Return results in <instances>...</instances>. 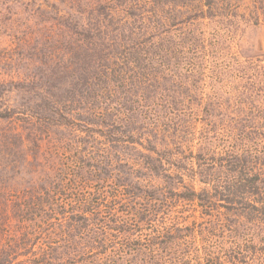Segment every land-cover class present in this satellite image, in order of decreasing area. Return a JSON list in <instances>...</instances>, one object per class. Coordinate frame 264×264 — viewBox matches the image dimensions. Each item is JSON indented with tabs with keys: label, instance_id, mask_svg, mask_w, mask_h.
<instances>
[{
	"label": "rangeland",
	"instance_id": "rangeland-1",
	"mask_svg": "<svg viewBox=\"0 0 264 264\" xmlns=\"http://www.w3.org/2000/svg\"><path fill=\"white\" fill-rule=\"evenodd\" d=\"M78 1L0 0V81L12 83L13 87L20 80L25 84L22 92L11 96L2 93L0 96L3 113L0 117V163L9 157L8 154L14 159L20 154L23 157L38 154L39 161H47L44 175H27V178L22 177L25 182L21 184L0 183V209L7 199L10 202L17 200L12 195H20L22 191L25 194L19 201L29 206L35 202L42 181L45 186L51 185L49 202L53 199L59 209L47 220V228L56 251L54 262L57 263L83 264V256H90L99 258L100 264H118V261L123 264V254L127 253L136 255V260L128 257L130 262L126 258L127 264H264V219L248 204L253 201L251 198H240L238 201L243 203L233 204L230 207L233 210L228 211L226 202L221 200H216L213 208L204 210L195 201H175V197L169 196L184 191L185 187L196 192L203 189L198 178L193 176L198 174V153L204 155L207 163L215 164L227 153L245 150L251 155L247 162L244 160L246 174L258 170L264 177V0H212L210 11L201 10V0H173L175 10L169 9L170 1L155 0L157 17L147 22L135 20L140 31L146 25H157L154 39H160L164 51L155 46L153 57L158 58L161 54L163 64L157 62L160 71L169 72L174 78L173 83L178 85L177 88L174 86L167 105L175 108L179 117H170L162 130L163 136L157 135L154 139L165 170L161 171L157 163L156 171L143 168L136 179L142 189L152 184L171 188L168 192L163 191L161 199L165 202L161 205L164 208H159L154 220L146 222L139 220L143 209L139 204L144 198L140 191L141 197L129 203L124 202L128 193L125 197L114 193L113 182H110L113 187L107 186L106 191L97 193L100 183L95 181L107 169L100 164L102 157L112 159L111 155L115 154L108 153V129L100 124L95 114L98 108L92 110L93 104L89 107L86 101L80 100L84 96L78 94L77 86L56 82L58 89L62 87L61 91H56L49 86L50 83L39 80L30 83L31 78L38 77L36 61L68 57L66 53L72 43L82 41L94 57L88 29L82 28L83 19L79 16L89 12L88 3L93 0L85 5ZM128 2L131 0H116L113 5L119 7ZM131 3H138L133 9L135 14L150 8L143 6L142 0ZM66 38L70 39L67 41ZM149 38L151 36L143 34L136 41L132 40L127 54H133L134 47ZM78 48L75 45L77 55L82 56ZM118 67L117 64L114 66L116 72ZM87 77L94 75L89 73ZM113 87L112 82L108 84V88ZM184 87L188 90L185 91ZM38 88L46 90L42 94ZM29 91L31 95L28 96ZM35 92L39 94L35 95ZM17 133L19 138L11 136ZM164 147L171 160L164 161ZM127 151L125 155H130L131 149ZM255 154L260 155L258 160ZM88 155L91 161H88ZM67 157L76 162L74 171L77 172L71 176H76L75 184L79 187L74 190L65 185L61 187L71 173ZM176 159L187 163L188 171H177L172 165ZM241 161L234 164L241 165ZM80 162L85 165L77 169ZM95 164L99 167L93 170L95 179H92V172L87 169ZM222 165L225 171L221 170L219 175L221 185L226 183L224 172L229 168L224 160ZM140 167L142 165L135 166L136 170ZM192 167L197 169L193 175ZM153 173L158 174L155 179ZM166 174L170 175L169 179H164ZM31 182L37 183L36 186H31ZM82 183H91L96 186V191L81 186ZM2 188L6 189L4 194ZM77 198L86 207L94 209L84 215L89 219L83 227L84 235L92 238L105 233L104 244H83L82 237L76 235L65 241L69 244L63 245L62 241L69 234L61 227L55 231L54 225L58 228L57 221L67 217L65 208H62L64 202ZM111 221L124 224L125 232L119 235L113 230L116 228H112ZM1 230L0 227V253L10 249L15 238L12 232ZM28 243L22 244L18 251L48 255L41 242ZM28 257L32 256L25 259Z\"/></svg>",
	"mask_w": 264,
	"mask_h": 264
},
{
	"label": "trees",
	"instance_id": "trees-1",
	"mask_svg": "<svg viewBox=\"0 0 264 264\" xmlns=\"http://www.w3.org/2000/svg\"><path fill=\"white\" fill-rule=\"evenodd\" d=\"M88 1L89 0H79L78 2L85 5ZM115 1L116 0L89 1V8H87L89 12H84L79 15L81 20L83 19L81 22L82 28L88 29L90 39L92 40L90 41L91 47L95 48H91L94 52V57H92L91 52H88L85 45H82V41L76 42V44L72 43L71 48H69V51L66 53L68 57H60L58 60L51 57L45 59L44 62L36 61L35 70H37L38 77L31 78L30 83L32 84L36 80L43 83H50L51 85L49 86L56 91L62 90V87L58 89L56 82L62 85H67L68 83V85L77 86L78 94L81 93L84 96L83 100H80L86 101L89 107L93 104L92 110L98 108L95 114L99 118L100 124L105 125L107 127L106 129H108L106 133L108 138L107 141H109L108 153L111 155L114 152L115 154L111 155L113 157L112 159L102 157V162H100V164L101 166L104 165V169H107L104 171L103 175L95 181L100 183L97 193L102 192V190L106 191L105 188H107V186L113 187L115 185L116 189L112 190L114 193L116 192L118 196L125 197L126 193L129 194L126 195V200H124V202L127 203L138 200L139 197H141L139 194L143 193V202L141 205L139 204V206H143L139 220L146 222L154 220L158 210H160L159 208H164V206L161 205V203L165 202L164 199H161V197H163V191L168 192L171 188H164V186L159 187V185L154 186L152 184L151 187L145 186V189H142L141 184L138 183L136 179H138V173L143 168L147 171H156L155 165L157 163L161 171L165 170L161 165L163 159L158 155L159 152L154 145V139L157 135L163 136L162 130L166 126V122H169L168 120L171 119L170 117H172V119L174 117H179L176 112L177 110L167 105L169 102L167 100L170 99L169 96L178 85L177 83H173L175 82L173 80L174 78L169 72L160 71L161 67L157 62L161 61V64H163L161 54L158 55V58L153 57L155 46L164 51V48H161L162 44H160V39H154V30H158L157 25H146L142 31H140V27H138L139 24L137 26L135 24V20L147 22L157 17V1L142 0V5L150 8H147V10L143 9L138 14H135L133 11V9L138 7V3H131L137 0H131V2L125 3L119 7L113 5ZM169 1V9L175 10L176 2L172 0L171 3V0H168L166 3H169ZM201 1L203 4V6L200 5L201 10L206 8V11H210L213 4L212 0ZM76 14L78 15V13ZM158 22L157 24H159ZM164 24L165 23H163V25ZM143 34L149 35L151 38L145 42L143 41L142 45L135 46L133 54H127L131 41H136V39L143 36ZM69 39L70 38H66L67 41ZM166 39L167 37L165 35L164 40ZM75 45L79 46L78 50H80L82 56L77 55ZM131 55L133 57H131ZM144 56L146 57L145 60L143 59ZM122 57L128 58L123 59ZM48 61V65L46 64L45 67H43L42 65ZM58 62H60V64H58ZM116 64L119 65L117 72L114 68ZM89 66L91 67L88 71ZM89 73L93 74L94 77H87ZM102 79H106V81ZM23 81L24 80L18 81V83H16L18 85L15 87H13L12 83L7 84V82L3 83L0 81V96L2 93L11 96L13 93L22 92L23 86L25 85ZM111 82L114 84V87L108 88V84ZM100 84L104 86L99 87ZM38 89L42 91L40 92L42 94L44 93L43 91L46 90H43V88ZM184 90L187 91V87H184ZM73 92L76 93V91ZM34 94L37 95L39 93L35 92ZM29 95H31V91H29L28 96ZM54 104L58 103L54 102ZM26 107L29 108L28 106ZM7 112L9 113V111ZM2 114L0 110V117ZM135 128L137 131H134ZM18 134L19 133L11 136L19 138L20 134ZM244 144L245 143H243V146ZM128 149H131V154L125 155L128 154ZM165 151L166 147L163 148L164 161L171 160L167 157ZM259 154H255L257 160L259 159ZM8 155L9 157H6L4 161H2V164L0 163V183L2 181H8L21 184L25 182V179L22 180V177L27 178L26 176H30V174H35L36 176V173L37 175L45 174L44 171L45 167H47V161H39L40 155L36 154L34 156V154H29L30 156L27 155L23 157V155L20 154L17 159L12 158L10 154ZM153 155H155V157H153ZM250 157V153H246L245 150L240 153L230 152L227 153L226 156L219 157L215 164H209L204 160V155L198 153L196 163L199 168L198 174L193 175L197 172V169L192 167L191 175L198 178V181L204 186L203 189L200 192H196L193 189L185 187L184 191L170 193L169 196L175 197V201H195L199 207L205 208L204 210L213 208V205L217 204L216 200H221L226 202L225 204L228 211L233 210L230 209L233 204L243 203V201L242 203L238 201L240 198H251L253 201L248 204L254 209L255 214L257 213L259 217L264 219V177H261L258 170L252 172L251 175L246 174L243 164L244 160L247 162ZM65 159H68V163L71 165V173L61 187L63 188L65 185L64 187L67 189L74 190L79 187V185L75 184L76 176H71L77 172V170L74 171L76 162L71 161L68 157ZM240 159H242L241 165L234 164V162H238ZM176 160H174L172 165H175L177 171H188L187 163L184 164L178 161L179 159ZM223 160L228 163L229 168L228 171L224 172L223 180H225L226 183L221 185L219 181L222 179L219 175L221 174V170L222 172L225 171L222 165ZM88 161H91L89 155ZM112 163L113 165H111ZM84 165L85 162L77 163V169L83 168ZM136 165H142V167H140L141 169L136 170ZM97 167H99V165L95 164L94 167L90 165L89 169H87L90 173L92 172L90 174L92 175V179H95L93 170ZM16 168L17 171H15ZM18 176H21V179ZM157 176V173H153L154 179ZM169 176L170 175L166 174L164 179H169ZM40 179L42 180V177ZM110 182H113L114 185L112 186ZM125 183L126 185L123 186ZM36 184L37 183L33 184V182H31V186H36ZM39 186L35 198L36 200L29 206L25 202L20 203L19 201L22 195L24 197L25 191H22L23 193L20 195H12L17 199L14 202H10L8 199L7 201L3 200L4 204L2 209H0L1 231H10L12 232V236L15 234V238L12 240L13 246L0 253V264H62L59 263L60 261L58 263L54 262V253L56 251L53 244H51L52 237L48 235L50 233L47 228V220L51 218L54 213H58L59 206L53 199H50L51 202H49V189L51 185L50 187L45 186L42 181ZM81 186H87V189L95 188L94 191H96V186H92L91 183H82ZM52 188L54 190L55 186ZM118 188L124 191H119ZM2 190L4 194V190L6 189L2 188ZM138 191H140V193H138ZM55 193H58V191L56 190ZM62 208H65V216L67 217H62V220L57 221L59 222L58 228H56V224L54 227L55 231L64 228V230L68 232V237L62 241L63 245L69 244V242L65 241L71 240V237L76 235L82 237L80 241L84 242L83 244L96 242L99 244L105 243L104 241L106 240L103 237L106 235L105 233L99 235L100 237L92 238L84 235L86 231H84L83 227H85V224L89 223V219L85 218L84 215L91 213V211L94 210L92 207H86V205L77 198L71 199L68 202L65 201ZM207 213L210 212L208 211ZM111 224L112 228H116L113 230H117L119 235L120 232L123 233L126 229V226L122 223L119 224L116 221H111ZM7 235L8 234H5L4 236L7 237ZM56 236H59V234H56ZM35 240L41 242V246L45 247L44 249L47 250L48 255L41 252L23 253L18 251L20 246L25 242L28 241V244H30V241ZM127 241L128 240H126V242ZM57 251H59V248ZM102 251L104 252L105 250ZM116 252L122 253L123 251L117 250ZM103 254L105 256V253ZM28 255L32 257L25 259ZM123 255L125 256V263L123 264H127L129 256L136 260V255H129L127 253ZM68 256L70 257V255ZM83 258V264H100L101 262L97 257L91 258L90 256H83ZM128 262H130L129 259ZM118 264L121 263L118 261Z\"/></svg>",
	"mask_w": 264,
	"mask_h": 264
}]
</instances>
